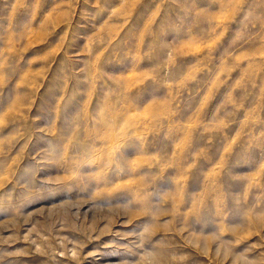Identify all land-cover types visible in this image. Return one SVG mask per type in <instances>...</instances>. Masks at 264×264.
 <instances>
[{
	"label": "rangeland",
	"instance_id": "374dc122",
	"mask_svg": "<svg viewBox=\"0 0 264 264\" xmlns=\"http://www.w3.org/2000/svg\"><path fill=\"white\" fill-rule=\"evenodd\" d=\"M0 264H264V0H0Z\"/></svg>",
	"mask_w": 264,
	"mask_h": 264
}]
</instances>
